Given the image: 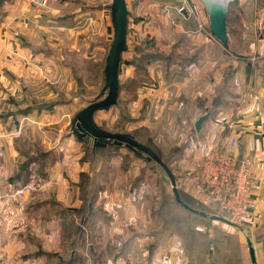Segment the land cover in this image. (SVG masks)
<instances>
[{
    "label": "crops",
    "instance_id": "0c3cea01",
    "mask_svg": "<svg viewBox=\"0 0 264 264\" xmlns=\"http://www.w3.org/2000/svg\"><path fill=\"white\" fill-rule=\"evenodd\" d=\"M49 1L50 10L42 12L29 0H0V259L11 258L7 264H18L17 259L28 264H148L150 259L157 264H264V0H230L224 44L210 34L207 13L204 30L179 16V0H125L126 49L119 73L124 62V77L144 91L130 105L142 116L139 125L150 129L155 128L152 121H167L164 128L176 130L170 138L185 145L177 159L180 169L199 161L203 146L226 145L232 136L238 140V156L251 159L256 225L211 219L210 242L201 232L182 234L164 225L159 207L171 189L163 190L152 206L149 174L101 172L107 156L95 161L93 172H74L83 174L86 186L73 181L69 187L49 178L33 186L29 170L35 161L41 168L43 158H54L59 168L66 164L74 134L68 132L59 102L35 103L36 91H50L36 90L34 83H61L56 70L60 59L51 58L43 41L52 43V28L66 29L60 21L66 4ZM70 14L78 18L83 8ZM54 21L58 23L52 26ZM51 65L58 77L49 80ZM205 114L196 131V120ZM34 132L41 145L35 157L29 138ZM82 153L73 152L76 164ZM158 173L164 187H170ZM172 173L179 178L180 172ZM180 185L190 195L182 180ZM40 193L42 203L36 204L33 198ZM37 208L48 222L42 237L29 226ZM52 220L57 223L53 230ZM19 221L24 225L18 227ZM55 238L63 239V247L51 249ZM32 241L36 249L30 248Z\"/></svg>",
    "mask_w": 264,
    "mask_h": 264
},
{
    "label": "rangeland",
    "instance_id": "374dc122",
    "mask_svg": "<svg viewBox=\"0 0 264 264\" xmlns=\"http://www.w3.org/2000/svg\"><path fill=\"white\" fill-rule=\"evenodd\" d=\"M55 1L59 2V0ZM186 1L189 3L197 2L205 17L206 10L200 0ZM110 2L111 0H66L65 2L61 0L59 3L66 4L65 8L67 12L63 14L66 17L60 21L66 24V29L59 31L52 28L48 34L52 43L48 44L43 41L51 58L60 59V61L56 62V70L61 71L58 73L61 77V80H59L61 83H53V81L50 82L46 80H40L34 83L36 90L44 87V89L50 91L45 94H38L41 91H36L35 103L45 104L50 101L51 103L59 102L58 104L61 106L60 110L66 113L65 119L68 123L69 133H71V120L75 112L96 97L105 82L104 66L108 45L112 38L111 17L108 10ZM229 4H231L230 0L227 6H229ZM75 8H83V15L78 18L72 17L70 13ZM177 14L181 16V13L177 12ZM173 21L171 20L172 23ZM57 23L58 21L51 22L52 26ZM48 35L46 34L45 37H48ZM122 56V58L126 57V53ZM59 62H61V65ZM120 66L117 102L107 109L95 111V123L105 130L124 132L140 142L151 143L149 147H152V149L155 147L157 149L158 153H156L169 166L171 172H187L195 167L191 165L187 169H180L181 167L177 168V159L182 147L185 145L181 142L179 143V139L177 138H170V135L176 130H170L168 127V129L164 128V126L167 125V121H152V123L155 124V128L150 129L142 127L143 125H139L142 116L139 115V110L135 112L130 110V105L133 104V101H137L144 91L139 89L136 81H131L124 77L126 69L124 62H122ZM50 68L51 71L47 72V77L49 80H52L58 77V75L54 71L55 67L53 65H51ZM39 83L41 85H39ZM149 121L151 123V120ZM181 134L185 136V132H181ZM29 138L33 144L30 145V148L33 149L32 154H34V157L35 155L38 156L41 150V145H38V136H36L34 132L30 134ZM97 142L102 143L99 141ZM91 143V137L83 136L79 139L74 133L73 138L67 144L66 164L61 165L60 168L56 165V160L52 157L48 159L43 158V168H41L40 165L38 166V160H36L34 166L29 170L30 173L32 172L31 181L33 186L41 185L44 180L48 178L58 181L62 179L63 183L69 187L74 185L73 181H76V185L84 184V186H86L89 181L84 178L83 174L80 173L76 175L74 172H93L96 168V162L93 161L94 156L99 154V160L107 156L102 166H99L101 172H147L149 176L146 178V184L149 189L153 191L149 193L147 199L151 201L152 206L159 201L158 198L163 190L171 189V187H168L169 185L164 187L163 183L160 182L161 180L158 172L162 174L166 184L168 180V176L163 168L153 160H146L144 154H137L124 144H115L114 146L112 143H107V145L100 150L92 152ZM174 150H177L175 155L173 154ZM82 151L84 153L81 155L82 161H78L76 164L73 152H78V155H80ZM167 158L170 159L166 160ZM91 159L92 163L90 162ZM87 163L90 164L86 166ZM61 172L67 173L63 174ZM53 184L54 183H52V185ZM41 196L40 193L33 198L36 204L42 203ZM34 214L35 217L30 220L31 223L29 226L33 228L32 230L37 236L42 237V235L48 231V222L43 218L44 214L41 208H37ZM24 216H27V212H24ZM49 224L52 230L57 228V223L54 220L49 222ZM20 225L23 226L24 223L19 221L18 227H21ZM66 229H68L67 226ZM62 241L63 239L58 241V238L52 240L51 249H58L59 245L63 247ZM32 242L30 248L36 249V242ZM39 243L42 245L43 241ZM85 250L87 251V249ZM0 261L2 264L11 263V258L7 259L2 257ZM17 261L18 264H28L24 259H17Z\"/></svg>",
    "mask_w": 264,
    "mask_h": 264
},
{
    "label": "built area",
    "instance_id": "2783aa9c",
    "mask_svg": "<svg viewBox=\"0 0 264 264\" xmlns=\"http://www.w3.org/2000/svg\"><path fill=\"white\" fill-rule=\"evenodd\" d=\"M29 4L42 12L50 10L48 0H29ZM176 11L192 19L196 29H205L204 13L197 3L182 0ZM237 144V138L232 136L226 145L213 142L203 146L202 157L193 165L195 167L180 172L179 176L184 190L198 202L212 207L236 226L253 228L256 218L255 200L250 196L252 162L249 157L238 156ZM196 229L204 231L203 226H196ZM148 264L157 263L150 259Z\"/></svg>",
    "mask_w": 264,
    "mask_h": 264
},
{
    "label": "water",
    "instance_id": "95a60500",
    "mask_svg": "<svg viewBox=\"0 0 264 264\" xmlns=\"http://www.w3.org/2000/svg\"><path fill=\"white\" fill-rule=\"evenodd\" d=\"M205 7L209 32L223 44L227 42L226 34V14L229 0H200ZM111 20H112V38L108 45L106 61L104 66L105 82L99 94L96 95L88 104L77 111L71 120V131L78 137L89 136L93 144L97 141L102 143L124 144L126 147L134 150L137 154H144L146 160H153L159 164L168 176L171 191L174 199L185 209L206 216V213L198 211L182 201L180 198L174 174L169 166L161 157L148 145L136 140L131 135L124 132L108 131L97 126L93 120V112L97 108L113 106L117 102L119 92V62L122 52L126 49L127 32V5L125 0H111L110 2ZM207 115L200 116L194 127L199 130L200 123ZM211 219H227L219 215H208ZM251 259H253L252 250L249 249Z\"/></svg>",
    "mask_w": 264,
    "mask_h": 264
},
{
    "label": "trees",
    "instance_id": "16d2710c",
    "mask_svg": "<svg viewBox=\"0 0 264 264\" xmlns=\"http://www.w3.org/2000/svg\"><path fill=\"white\" fill-rule=\"evenodd\" d=\"M109 107L110 106L97 108L95 111L101 110V109H107ZM95 111L93 112V115L95 114ZM96 125L101 127L98 124H96ZM99 144L100 143H98V142L93 144V141H92V143H91L92 152L100 150L101 148L104 147L103 145H99ZM147 145L151 146V143L147 142ZM102 150H104V149H102ZM153 150L155 152H157V149L155 147L153 148ZM175 153H177V150H174L173 154L175 155ZM98 156H99V154H96L94 156V160H93L94 162L99 159ZM169 159L170 158H167L166 160H169ZM175 181H176L177 189H178V192H179V195H180V198L182 199V201L184 203H186L187 205H189L190 207H192L198 211H202V212L206 213V216H201L197 213H194V212H191V211L185 209L182 205H180L174 199L173 194L169 193V194H166L164 196L163 201L159 207V214L161 215V217L163 219L164 225L166 224V225L172 226L175 230H177L178 232H180L182 234H183V232H186V231L189 232L190 229L192 231L195 230L194 232H201V233H203L202 236L207 237L208 242H210V238L208 237L207 232L210 230V227H211V225H210L211 218H209L208 215L213 214V215H219L221 217H224V215L215 212V210L212 207L206 206V205L198 202L191 195H188L187 193H185L183 191L181 185H180L181 184V178H176ZM197 224H202L204 226L203 232L196 229Z\"/></svg>",
    "mask_w": 264,
    "mask_h": 264
}]
</instances>
